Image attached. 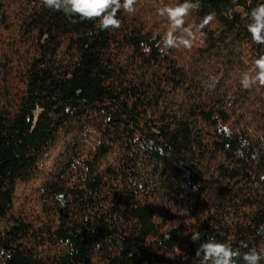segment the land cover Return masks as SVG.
I'll list each match as a JSON object with an SVG mask.
<instances>
[{"label": "trees", "instance_id": "1", "mask_svg": "<svg viewBox=\"0 0 264 264\" xmlns=\"http://www.w3.org/2000/svg\"><path fill=\"white\" fill-rule=\"evenodd\" d=\"M181 2L137 0L100 30L0 0V264H199L208 239L264 250V86L240 84L264 55L246 28L264 0L231 18L233 0H199L186 26L216 19L162 53L157 9Z\"/></svg>", "mask_w": 264, "mask_h": 264}, {"label": "clouds", "instance_id": "2", "mask_svg": "<svg viewBox=\"0 0 264 264\" xmlns=\"http://www.w3.org/2000/svg\"><path fill=\"white\" fill-rule=\"evenodd\" d=\"M137 0H43V7L54 11H62L65 16H79L81 20H98L97 27L100 30L118 29L121 27V20L118 13L132 14L136 11ZM235 8H229L226 15L232 17L233 11H239L237 0H233ZM201 5L199 0H183L175 5H164L157 9L158 15L166 17L169 21V30L161 41L160 51L168 52L170 49H192L197 39V34L203 36V29L216 19L215 13L206 14L199 23L187 24L186 18L190 13L199 11ZM250 21L246 24L247 31L251 34L252 41L257 45H264V3L252 7L247 14ZM145 54L150 53L151 48L142 45ZM254 68L245 72L240 80L241 87L251 88L254 84L264 86V55L254 60ZM264 180V176H261ZM201 234L194 233L191 241L200 240ZM196 256L200 258L199 264H237L242 259L243 264H260L264 259V250L257 251L255 248L243 254L233 249L227 242H219L215 239H208L199 244L196 249Z\"/></svg>", "mask_w": 264, "mask_h": 264}, {"label": "rangeland", "instance_id": "3", "mask_svg": "<svg viewBox=\"0 0 264 264\" xmlns=\"http://www.w3.org/2000/svg\"><path fill=\"white\" fill-rule=\"evenodd\" d=\"M27 190V188L25 186H21L17 192V200H18V203L21 202L22 200V197L24 195V192Z\"/></svg>", "mask_w": 264, "mask_h": 264}]
</instances>
